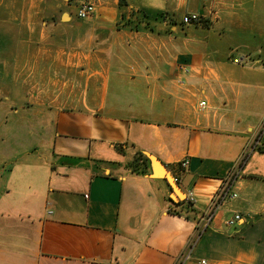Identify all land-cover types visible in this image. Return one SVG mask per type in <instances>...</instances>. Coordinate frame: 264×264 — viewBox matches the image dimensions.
Listing matches in <instances>:
<instances>
[{"label": "crops", "instance_id": "0c3cea01", "mask_svg": "<svg viewBox=\"0 0 264 264\" xmlns=\"http://www.w3.org/2000/svg\"><path fill=\"white\" fill-rule=\"evenodd\" d=\"M73 1L19 6L29 29L48 19L66 32L0 33L1 117L24 137L0 147V264H264V0H91L79 19L62 12ZM133 11L150 26H116ZM192 12L205 22L184 23ZM81 25L83 65L48 50ZM48 65L80 72L82 94L44 93ZM140 152L168 166L190 206ZM230 176L237 196L205 220Z\"/></svg>", "mask_w": 264, "mask_h": 264}, {"label": "rangeland", "instance_id": "374dc122", "mask_svg": "<svg viewBox=\"0 0 264 264\" xmlns=\"http://www.w3.org/2000/svg\"><path fill=\"white\" fill-rule=\"evenodd\" d=\"M25 1L26 0H0V33L1 34L9 33V32L18 34L22 31H27V32L33 31L36 33V35H38L39 32L41 33L44 32L45 34L47 33L49 35V33L55 34L56 32L57 33L66 32L65 29L59 31L56 28L57 21H49L48 19L40 20L38 23L31 24L30 25L31 28L29 29L28 25L22 22V18H21L23 12H24L23 15L25 16L27 15V9L19 8V6ZM84 2L94 3L91 0H83L80 2L73 1V3L69 2L68 8H66V10L62 9L63 10L62 12L69 13L71 16H74L75 19H79L81 17L78 16V9ZM13 3L15 5L14 7H13ZM120 5H123V2L121 3L120 1ZM95 7H96V4H95ZM127 16L128 15L126 14V12L122 13V18L120 21L116 23V26L121 27L123 25H129L132 22L136 23L137 25L144 24L146 27L150 26L149 20L147 19V16L144 13L140 14L139 12L136 14V12L133 11V12H129V16L128 17ZM8 17L11 20H8L7 19ZM125 17H127V20L123 21ZM204 22H205L204 17L202 16V19L197 23H204ZM87 28H88L87 25H83V26L81 25V26H78L77 29L72 30V31H77L76 35L78 36H74L75 39L65 40L64 38L58 39L55 37V39H52L53 45L51 46L48 45V50L52 47L56 48L59 46H62V47L65 46V51H72L73 53L75 52L78 55V57H75V60L76 61L78 60V64H81L82 63V52L86 50L85 38H86L87 30H88ZM19 42H20L19 40H14V43L16 44ZM25 42L28 43L29 41H25ZM29 43H31L30 46L32 47L33 46L36 47L35 45H37L36 44L37 41L35 40H32ZM16 46L17 45H15V50H17ZM26 48H29V47H26ZM1 52L2 51L0 50V53ZM22 58L24 59V57L20 55V53L15 55V59H14L15 64L16 65L22 64V60H23ZM3 59L6 65L7 63L11 64L12 62V56H3ZM48 62L51 63L52 60ZM14 75L16 77L17 76L24 77L28 75V72L19 70V71H15ZM36 75H38V73H36ZM75 75H79L78 77L79 80L82 79L80 72L68 71V72H64L63 74L62 69H60V67H58L57 69H53V68H50L48 65V68H46V80H48V84L46 86V89H44V93L48 95L49 94L59 95L60 97H63V100H66L67 97L69 96L70 97L75 96V95L79 96L80 94H82L84 88L83 87H77V88L72 87V79L74 78ZM37 90H38L37 88L32 89V93ZM10 102L11 101H9L6 97H4L2 104L0 101V109L1 107H3V111H4L2 113V109L0 110V147H21L20 144L21 142H23V139H24V137H21L23 134L22 132H16V134L20 136L19 138L17 136L14 137V136L7 134V132L12 133L14 129L20 128L19 126L20 121L13 120L11 116L9 120L7 119L2 120V117H1L2 114H6L7 111H10ZM12 106H17V105H12ZM137 157L140 158L141 155L138 154ZM3 169L4 167L0 165V176H3V178H5L6 174L3 173L4 172ZM185 200L186 199H184V201ZM183 203H187V205L190 206V202H183Z\"/></svg>", "mask_w": 264, "mask_h": 264}, {"label": "built area", "instance_id": "2783aa9c", "mask_svg": "<svg viewBox=\"0 0 264 264\" xmlns=\"http://www.w3.org/2000/svg\"><path fill=\"white\" fill-rule=\"evenodd\" d=\"M96 10L95 4L92 2H84L78 9V16L81 18L88 17L92 15ZM202 19V15L196 12L187 13L183 16L182 21L184 23H197ZM184 72H188V67H182ZM189 160L184 159L181 161L182 168H185L188 165ZM233 176H230L226 183H224L212 196L210 210L207 213V217L205 220H209V218L214 214L215 210L219 207V205L227 200L230 197L237 196L236 192H231V181ZM177 179V177H176ZM178 181V180H177ZM241 218L240 213H235L233 217H231L227 223L229 225L234 224L238 219ZM202 263H206L205 260H202ZM181 264V263H179Z\"/></svg>", "mask_w": 264, "mask_h": 264}, {"label": "water", "instance_id": "95a60500", "mask_svg": "<svg viewBox=\"0 0 264 264\" xmlns=\"http://www.w3.org/2000/svg\"><path fill=\"white\" fill-rule=\"evenodd\" d=\"M147 156L150 159L151 168L153 172L152 174L158 177H164L168 180L172 188L171 196L177 201L186 199L187 195L185 191L182 189L176 177L172 174L168 166L153 153H147Z\"/></svg>", "mask_w": 264, "mask_h": 264}, {"label": "trees", "instance_id": "16d2710c", "mask_svg": "<svg viewBox=\"0 0 264 264\" xmlns=\"http://www.w3.org/2000/svg\"><path fill=\"white\" fill-rule=\"evenodd\" d=\"M140 155H141V158H143V160L149 161V158L147 156H145L144 154H142L141 152H140ZM170 189L172 190L171 186H170ZM170 200L173 201V199L171 197H170ZM183 202H189V200L186 199L185 201L184 200L179 201L180 204L183 203ZM179 203H176V204H179Z\"/></svg>", "mask_w": 264, "mask_h": 264}]
</instances>
